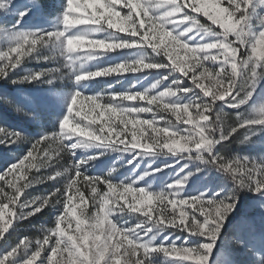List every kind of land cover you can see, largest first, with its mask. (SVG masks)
<instances>
[{"label":"clouds","instance_id":"obj_1","mask_svg":"<svg viewBox=\"0 0 264 264\" xmlns=\"http://www.w3.org/2000/svg\"><path fill=\"white\" fill-rule=\"evenodd\" d=\"M113 2L115 3V0ZM129 3L133 5L137 16L148 15L147 10L137 0H129ZM170 3L173 8L165 14L167 18L161 19L159 22H149L146 31H144V21L137 23L131 17H123L117 12L110 11V14L103 16V19L92 13L81 14L75 18L74 24L66 25L64 31L49 33L47 38L40 36L38 31L25 32L19 28L24 15L32 10L30 6L22 4L20 8L13 9L12 0H9L5 5H0V10L5 13V17H15L17 13H20V20H16L15 23L8 21L0 23V33L12 38L9 44L10 50L17 54L18 60L25 57H31L33 60L47 59L53 66L37 72V76L40 78H37L36 83L39 86H48L53 89V92L50 93L53 99H57L55 92L57 91L56 85L59 84V91H61L67 106L70 110L75 109L76 115L80 117L79 120L73 122L72 127L77 129L76 131L65 128L61 122L60 133L55 137H48L39 159L29 152L31 159L25 157L26 163L21 162V178L27 182L16 187L14 195L17 201L24 190L54 182L53 190L50 193H47V190V194L32 196L29 193L31 198H25L20 203L21 220H28L45 208L50 212H56L62 208L63 212L59 218L64 220V214L70 211L69 204L73 205L72 213H76L77 207L83 205L81 215H86L87 218L78 219L77 228L80 229L81 225L91 221L88 224V230L83 232V238L95 241L101 246L113 241L123 243L128 240L130 230L134 229L130 226L125 227L130 219L137 222L135 228L151 221L149 235L153 239H157L163 231L162 226L165 221L171 227H177L180 222H183L184 212L178 211L177 213L175 210L177 205L182 209L185 206L192 207L197 202L196 197L178 199L187 184L188 177L194 175L193 173L167 185V189H177L172 193L174 198L169 200L163 195L165 192L163 190L154 193L144 187H133L136 179L131 177L129 180L132 183H122L120 188H117L115 184H112V178L119 171L116 162L109 167L103 178L89 177L81 172V169L86 166L95 168L102 157L121 152V149L116 147L115 141L110 137L123 136L124 132L120 125L127 124L129 121H132L134 126L132 132L134 142L131 144V148L140 147L143 153L154 155L156 158L173 156L180 159H193L191 155H184V149L176 148L174 137L178 136V133L169 131V129L177 127L172 120H166L164 127H156L153 119L133 120V113L152 112L153 108L143 105L127 106L124 101L146 100L158 112H170L177 121L182 119L181 112L190 113V109L195 107L196 117H202L206 121V123L198 125L197 136L199 139H196L194 143L200 147L197 149L195 160L205 164L208 158L212 157L213 151H217L220 146H223L224 149L230 148L232 144L237 146L260 144L264 146V127L246 126L249 124L264 125V95L257 97V89L261 82H264V10L257 11L258 6L253 5L252 0H227V7L221 6L222 0H170ZM209 3L213 5L212 11H208L205 7ZM9 9L12 10L9 11ZM21 9H23L22 12ZM186 9L196 15L186 14ZM200 15L206 17L207 22H202ZM113 17L117 19L114 20ZM74 25H85V27L73 31ZM120 25L127 26L129 37L135 34L139 35L140 39L130 41V39L126 40L118 35V33L124 32V28ZM169 25L171 28L168 27ZM28 36L39 37V39L28 40ZM210 38H214L215 42L191 43V41ZM118 48L138 50L136 54L138 58L122 62L117 66L119 69L142 72L149 69H168L171 66L186 78L188 75V71L185 70L186 66L188 70L194 71L197 68H203L205 62H216L222 56L223 63L231 70L226 72L221 69L218 79H210L213 85L211 89L202 84H197L196 87L200 88L204 96H211L212 104L216 105V101L221 96L226 99L232 94L235 78L239 76L240 90L232 97L233 103L229 105V107L240 109L239 117H233L219 105L216 106L212 115H204L203 112L211 111L212 106L205 104L202 99L197 101L195 95L188 103H182L184 96L181 93H186L189 89L182 88L178 80H173L172 86L163 91H157L165 81L174 76L172 71L157 79L151 88L144 92L129 91L113 95L97 93L85 96L78 89L86 88V82L93 81L101 74L112 71L111 68L94 70L89 66L90 62L102 58L109 52H115ZM213 49L218 50L216 54L212 53ZM181 51L184 52V57L179 56ZM201 53L203 56L200 55ZM173 55L176 56L179 64L173 60ZM205 71L210 73V69ZM201 75L204 74L201 73ZM204 79H208V76L205 75ZM117 97H119V103H116ZM202 107L203 112L201 111ZM101 109L103 110V119H101L99 111ZM113 113L119 116L118 122L114 121ZM213 116L220 118L214 120ZM161 119L163 120L164 117ZM94 124L99 126L93 128ZM237 124L244 131L240 136L229 139L231 137L230 130H234ZM145 125L151 128L150 135L147 133ZM218 134L219 139H217ZM145 138L150 141L147 148H143L141 143ZM185 139L183 136L180 137V140ZM222 141H230V143H222ZM125 142V140H120L121 144ZM30 143L31 137L25 136L17 146L21 147ZM95 149L110 150V152L102 151L100 155L87 154L90 150ZM78 151L84 152L85 155L77 159ZM129 151L130 148L123 149V152ZM244 158L247 161L248 157ZM259 158L264 160V154H261ZM212 159L214 161L215 157ZM122 160L123 157H120V161ZM128 163L131 164L132 161H128ZM208 166L212 168V165ZM11 167L15 169L16 165H11ZM238 167L247 169V164ZM33 170L36 174H31ZM26 171L28 174H25ZM145 175H149V173ZM141 178L145 177L140 176L139 179ZM105 180L110 185L109 192L100 195V185L104 184ZM78 182L83 184L84 188L91 190L94 204L99 205L94 214H87L84 193L78 186ZM64 189L70 193L67 202L64 199ZM114 189L115 192H113ZM154 194H161V198L157 201H150L149 198ZM77 199L80 201V205L74 204ZM121 200L125 201L126 206L120 203ZM154 204H157L158 207L154 208ZM28 209H32V211H28ZM153 212H155V217ZM0 213L4 216L2 210ZM134 213H140L147 220H141V215H134ZM114 216H118L115 221L110 219ZM177 216L180 217L179 221ZM226 222V219L222 221L221 230ZM9 226L10 223H5L4 219H0V238ZM50 230L51 228L42 229L45 240L49 238ZM202 235L210 243L205 242L192 246V248H210L212 251L215 244V240L212 239V229ZM30 240L38 243L41 239ZM126 251L128 252L127 259L131 261V249ZM162 251L165 252V255L170 252L168 249H162ZM194 262L200 264V262ZM132 264H135V261H132Z\"/></svg>","mask_w":264,"mask_h":264},{"label":"rangeland","instance_id":"obj_2","mask_svg":"<svg viewBox=\"0 0 264 264\" xmlns=\"http://www.w3.org/2000/svg\"><path fill=\"white\" fill-rule=\"evenodd\" d=\"M117 3L116 10L121 12V15L126 14L129 11V8L125 6L123 0L119 3V0H115ZM139 3H143V0H138ZM162 2V0H158ZM65 0H42L43 11L34 10L28 16H26L23 21L20 23L19 27L22 30L26 31H39L41 29H51L56 23L58 14L63 11V5ZM85 4L96 3L99 5L101 0H84ZM227 7V0H222V5ZM188 9H186L187 11ZM260 10H264L261 8ZM92 13L93 15L107 16L110 14L108 10H103L98 13L93 9L89 8L87 12H76L74 17H79L81 14L87 15ZM116 20V17H113ZM134 19L137 21L144 19L145 20V29L147 30L148 21L143 15L137 16L134 13ZM202 22H207V18L203 15H200ZM8 21L9 23H15V17H0V23ZM75 21L73 22V24ZM124 28L123 33H118V35L124 37V39H130V41L139 40L140 36L132 34L128 36L127 26L120 25ZM85 27V25H74L72 27L73 31H77L80 28ZM171 28V25L168 26ZM114 31V30H113ZM191 35V34H190ZM187 39V38H185ZM215 42L214 38L207 40H196L191 41L192 44L197 43H210ZM111 43V41H109ZM3 45V40L0 39V46ZM39 47V45H37ZM3 50H7L6 47ZM151 51V50H149ZM215 51V50H213ZM138 52L137 49L129 48H118L115 52H109L105 54L102 58L93 60L90 62V67L94 70L98 69H109L111 68V73L101 74L96 77L95 80L86 82L87 87L80 89L86 95H96L101 93L103 95H113L120 94L125 92H144L147 89L151 88V85L156 82L157 79L162 78L164 75H167L169 70L167 68L161 69H149L142 72H130L119 69L117 66L125 61H130L137 59L136 55ZM35 55V53H33ZM184 52L179 53L180 57H184ZM13 59H15V54H13ZM167 63V59L165 58ZM4 61H0V66H3ZM53 65L50 62H40L38 60H33L31 57H25L22 62L21 67H18L14 71L9 69L11 76L8 80H0V96L7 97L18 105L23 112L29 113V115H24L22 112H17L15 108L9 107L6 104L0 102V126H4L8 129H12L18 132H23L31 139H37L41 137L42 132H53L58 128L61 118L66 115L67 103L62 97L60 85H56L57 91L55 95L57 99H53L50 93L53 92V89H50L48 86H39L37 83H25V84H12L9 82L11 79H23L28 76L30 72H39L42 70H47ZM211 67L219 68V64H213ZM186 70H188L186 66ZM201 69H195V72L189 70L188 77H191L193 74L199 75ZM184 77L181 73L177 72L176 75L170 77L163 85L160 86L157 91H163L165 88L172 86L173 80L182 79L185 82V85L192 86L191 80ZM202 84L211 89L213 87L210 79L201 78ZM183 87V86H182ZM198 94L196 96L197 101L203 96V92L200 89H197ZM151 94V93H150ZM235 93H233L234 95ZM184 96L182 103H188L191 99V95H186L181 93ZM264 95V82H261L257 89V97ZM205 99H210V97H204ZM226 99H231V96H228ZM166 102V100H165ZM116 103H119V97H117ZM220 107H223L224 110L230 113L233 117L236 115L237 110H234L230 107L223 105V102H218ZM124 104L127 106H145L152 107V112L144 113H133V120H148L153 119L155 121L156 127H164L166 120H172L177 127L186 128L185 129V140H180V135L174 137V140L181 141V147H176L177 149H184V155H191L192 160L180 159L179 157L169 156L168 158H156L154 155H148L143 153L142 148H131V144L134 142L132 137V132L134 126L132 121H129L127 124L120 125L121 130L124 132V135L121 137L111 136L110 139L115 141L116 147L121 149V152L111 153L106 157H102L101 160L97 163L95 168L86 166L81 169L82 173L86 174L89 177L99 176L103 178L110 166L116 162V166L119 168V171L112 178V182L119 184L121 182L128 183L129 177L139 180L140 176L145 178L140 181L136 187H144L146 190L158 193L160 191H166L167 185L172 184L177 179V174L180 176L188 175L189 173H196L192 175L184 188L183 197L192 198L200 196L201 193H206L208 198H212V195L223 189L224 194H231L235 185L230 179H228L224 174L216 171L213 168H210L208 165L195 160L197 152L191 153L192 151H197L195 148L194 141L199 139L197 136L198 125L204 124V121L201 118L196 117V109L193 107L190 109V113L181 112L182 119L180 121L176 120V117L173 116L170 112L160 111L149 105L147 101H124ZM101 113V119H103V110H99ZM203 112V111H202ZM206 112H203L204 115ZM33 114L36 119H33ZM75 115V112H74ZM114 121H119V116L112 114ZM161 117H164L162 120ZM77 120L80 119L79 116L76 117ZM87 123V121H85ZM98 124H94L92 127H98ZM147 133L151 134V128L147 125L144 126ZM244 130L242 129L241 132ZM188 133H191L190 135ZM107 135V133H105ZM259 139V138H258ZM120 140H125L126 142L121 144ZM143 148H147L150 141L145 138L141 141ZM186 145L187 147H184ZM130 148L129 152H123L124 148ZM235 154L233 156L240 157H251L258 159L261 154H264V146L257 144L256 146L245 145V146H236ZM44 145L41 146L39 155H42ZM30 150V144L23 145L18 147L16 145L5 147L0 145V174L7 170V167H10L12 164L18 162V157L26 154ZM103 149L90 150L88 155H100ZM39 155L37 158L39 159ZM85 155L84 152H77V159L82 158ZM120 157H123V160L120 161ZM128 161H132L131 164ZM122 165V166H121ZM160 169V171H157ZM183 169V172H181ZM44 170L42 169V172ZM149 173V175H145ZM25 174H28L27 171ZM31 174H36L33 170ZM21 171H16L11 175L5 177L6 180L11 181L16 187L21 186L27 181L21 178ZM30 178V176H29ZM54 182H50L47 185L36 186L34 188H29L24 190L23 194L20 195L19 201L16 204H8V207L4 209V216L0 213V219H4L5 223H10L8 231L5 233V236L11 235V239L7 244H0V255L6 253L10 245L15 244L17 239H23L28 237L29 239L43 238L42 229L46 230L55 226V218L62 214L63 209L60 208L56 212H50L49 209L45 208L42 212L37 213L35 216L30 217L28 220H18V211H19V202H23L25 198H31L29 193L32 196L39 194H47L53 190ZM78 185H81L78 182ZM151 186V187H149ZM0 187H4L5 192L8 195L13 194V188L4 184L3 181H0ZM82 188L84 186L82 184ZM100 188L103 190L104 185H101ZM87 189V188H86ZM47 190V193H46ZM88 196L85 198L86 201V212L87 214H94L95 207L91 199V190L88 189ZM239 203L236 207V210L227 218V222L223 225L222 228V237L223 239L215 242L213 245V250L211 252H206V258L204 264H217V258L230 259V264H264V196H260L253 191H241L238 193ZM2 199V197H0ZM7 203V201H4ZM120 203L125 205V201L121 200ZM75 205H80V201L77 199L74 201ZM111 206V205H110ZM83 205L77 207L76 216L70 217L68 221L65 222L63 227L69 235H79L74 231L77 224V219H86V215H81ZM153 207H158L157 204H154ZM171 209V206H169ZM177 213L179 211V206L175 210ZM191 211V209H189ZM15 213V215H13ZM134 215H141L140 213H134ZM155 217V212H153ZM114 221L118 219V216L110 217ZM141 220H147V218L141 215ZM242 222H246L243 227L242 232L238 231ZM91 221H88L85 225L82 226L83 230H88V224ZM136 221L129 220V223L125 227H136ZM19 225L17 231L14 232L16 226ZM152 222L149 221L144 226L151 228ZM155 231V229H153ZM178 230L173 229L167 233H160L157 238V244L160 241L170 238L172 241H176L179 245L181 242L187 239V233L176 232ZM173 232L175 234L173 235ZM67 237H65L66 239ZM55 239V237L53 238ZM234 239H240L244 242L243 247H237L231 243ZM227 240L229 243L225 244L224 241ZM208 242L204 237L192 239V246L200 245L202 243ZM2 243V242H0ZM92 242L89 241V247L91 248ZM49 247V246H46ZM123 249H121V254L114 256L113 260L119 259L121 264H124V258L122 256ZM203 254V253H202ZM46 255H50L48 252H42L41 256L37 258V261L34 264H40V261L44 259ZM171 258V257H170ZM68 259L66 252L57 253L55 261L53 264H65V261ZM107 259V257H106ZM174 259V258H173ZM103 264V262H102ZM153 264H171V260L165 258L163 255H156L153 257ZM186 264H195L194 261H187Z\"/></svg>","mask_w":264,"mask_h":264},{"label":"snow or ice","instance_id":"obj_3","mask_svg":"<svg viewBox=\"0 0 264 264\" xmlns=\"http://www.w3.org/2000/svg\"><path fill=\"white\" fill-rule=\"evenodd\" d=\"M9 2V0H0V5H5ZM121 0H119V3ZM138 2V0H137ZM123 3L125 6L129 8V11L121 15L120 11L116 10L117 3L113 2V0H101V3L97 5L96 3H90L85 4L84 0H65V3L63 5V11L58 14L56 23L51 29H41L39 30L40 36H43L44 38L48 37V34L51 32H57V31H64L65 26H71L75 20L76 17H74V14L76 12H84L85 10H88L89 8L93 9L94 11L100 13L103 10L114 11L119 13L123 17H131L134 19V10L133 5L129 3V0H123ZM139 3V2H138ZM253 5L258 6L257 11H259L261 8H264V0H252ZM27 5L31 7V11L27 12L24 15V18L28 16L32 11L39 10L43 11V4L42 0H12V8H20L21 5ZM143 6L144 9L147 10L148 15L144 16L148 23L149 22H159L161 19L167 18L165 16L166 13L170 12L173 8V5L170 3V0H162V2H158V0H143V3H139ZM206 9L208 11L213 10V5L211 3L205 5ZM12 9H9L11 11ZM23 9H21V12ZM186 14L195 16V13H191L190 10H185ZM0 17H5V13L0 10ZM16 20H20V13H17L15 16ZM23 18V19H24ZM199 18V17H198ZM136 20V19H135ZM23 21V20H22ZM21 21V22H22ZM137 21V20H136ZM140 21H144V19H141L137 21L139 23ZM20 28V27H19ZM25 32H29L24 30ZM31 32H37V31H31ZM0 39L3 40V45L0 46V61H4L3 66H0V80H8V78L11 76L9 69L15 70L18 67H21L22 62L24 61L23 58H20L18 60L17 54L13 53L10 50L9 44L11 41V36L5 35L4 33H0ZM28 40H37L39 37H32L28 36ZM6 47V51L3 50V48ZM215 50V51H213ZM212 53L216 54L218 50L213 49ZM13 54H15V59H13ZM203 56V53L200 54ZM173 60L176 61L179 64V61H177L176 56L173 55ZM40 62H49L47 59H40L38 60ZM213 64H219V68L211 67ZM201 71L199 75L193 74L191 77H187L191 80L192 86L185 85L184 80L178 79L180 82V85L182 88L189 89L188 92L184 93L186 95H195L201 94L197 91V89H200L196 87L197 84H202L201 78H204L205 75L208 76V79H218V74L220 73V70L223 69L224 71H230L231 69L226 66L223 63V57L221 56L220 59L216 62L209 63L205 62L203 65V68H200ZM210 69V73L205 71ZM169 71H172L174 75H176L177 72L180 73V71H176L169 66ZM186 70V69H185ZM43 71V70H42ZM189 71V70H187ZM193 71V70H191ZM195 72V70L193 71ZM203 73L204 75H201ZM196 77V79H194ZM37 78H40L37 76V72H30L28 76L24 77L23 79H11L9 80L10 83L16 85V84H25V83H36ZM203 85V84H202ZM241 81L239 76L235 78L234 82V90L232 91L231 99H225L223 96L220 97L219 100L216 101V105L212 104V97L211 96H201L202 101L212 106V110L209 112H206V115H212V112L215 111L217 105H221L222 103L218 104V102H223V105L226 107H229L232 101V97L236 95L237 92L240 90ZM80 90V89H78ZM81 91V90H80ZM233 93H235L233 95ZM84 94V93H83ZM87 96L86 94H84ZM204 97H210V99H205ZM0 102L3 104H6L9 107L15 108L17 112H22L24 115H29L27 112H23V110L16 105L13 101L8 99L7 97L0 96ZM234 110H237V113L235 116L239 117L240 115V109L236 107H230ZM201 111H203V107L201 108ZM75 109L70 110L69 107L66 109V115L61 118L58 128L54 130L53 132H42L41 137L37 139H31L30 143V150L26 152V154L18 157V162L12 164L16 165V168L13 169L11 166L7 167V170L0 174V181H3L5 185L13 188V194L8 195L4 187H0V210L3 211L8 207V204H16L18 201L15 198V191L16 186L11 182L5 179L6 176L13 174L16 171H21L22 164L21 162H25V157L29 156V152L32 153V156H37L40 153L41 146L45 144L48 137L52 136L55 137L57 134L61 131V122H63V125L67 129H71L73 131H76L77 129H74L73 122L76 119L77 115L75 112ZM220 117L213 116V119H218ZM33 119H36V117L33 114ZM247 127H254V128H261L264 127V125L260 124H249L246 125ZM185 129L182 127H175L169 129L170 132H177L178 135L183 136L185 135ZM240 125L237 124L234 127V130L231 131V137L229 139L234 138L236 136L241 135ZM189 135L191 133H188ZM27 136L23 132H18L12 129H8L4 126H0V145H3L5 147L18 145L22 138ZM43 138V139H42ZM219 134L217 135V139H219ZM228 141H222V143H227ZM176 147H181V141L176 140L175 141ZM184 147H187L184 145ZM200 146L195 144V148L198 149ZM202 150V149H201ZM197 151H192L191 153H195ZM207 155V154H205ZM212 157H215V160L213 161ZM212 157H209L207 160V163L205 165H212V168L216 171L224 174L228 179L232 181V183L235 185L233 191L231 194H224L223 189L220 191L215 192L212 195V198H208V195L206 193H201L200 196H197V202L192 206L188 207L185 206L182 209L179 205V211L184 212V220L183 222H180L177 227H171L168 226V222L165 221V224L162 226L163 231L161 233H167L172 231L173 229L178 230L176 232L180 233H187V239L181 242L179 245L176 243V241H172L170 238L165 239L163 241H160L159 244H157V239H153L149 235V228L141 225L138 228L131 229L129 232V239L123 241V243H118L116 241H113L109 244H104L101 246V244L91 241L92 246L89 247V241L83 238V230L82 226L80 229L76 228L74 229L75 232L80 233L79 235H69L63 225L66 221L70 219V217L76 216V213L71 212V208L73 207L72 204H69V213H65V219L61 220L58 215L55 218V226L51 228V230L48 233V239L45 240L42 238L40 242H33L29 238L24 237L23 239H17L15 244L10 245L8 251L2 255H0V264H34L35 261H37V258L41 256L42 252H48L50 255H46L44 259L40 261V264H53L55 261V257L57 256L58 252H66L68 255V259L65 261V264H121V261L119 259L113 260L114 256H118L121 254V249H123L122 256L124 258V264H132V261H135V264H153V257L156 255H163L165 258L171 260V264H186L187 261H197L200 262V264H204V260L206 258V252L211 251V249H204L201 247H197L196 249L192 248V239L195 238H201L203 237V234H207L209 229H212V239L215 240V242L223 239L222 237V230L221 225L223 220H227V218L236 210V207L239 203V195L238 193L241 191H253L256 194L260 196H264V160H261L260 158L254 159L251 157L247 158V161H245L244 157L240 156H227L223 153L213 151ZM247 164V169L238 167L239 165ZM255 165V166H254ZM250 170V171H249ZM82 172V171H81ZM181 172H183V169H181ZM194 175L196 173H193ZM74 175V174H73ZM86 175V174H85ZM188 177V175L180 176L177 174L176 180H181L182 178ZM190 177L187 179V183L189 181ZM143 180V178L139 180H135L133 183V187H136L140 183V181ZM127 184L124 182H121L119 184H116L112 182V184H115L117 188H120L121 184ZM128 183H132L130 180ZM105 186V188L102 190L100 188V195H103L104 193L109 192L110 185L107 180H105V183L102 184ZM187 185V184H186ZM101 186V185H100ZM122 190V189H120ZM177 189H168L166 190L163 195L167 197V199L172 200L174 197L172 195L173 192H175ZM65 193L64 199L65 202L68 201L70 193L67 189L63 190ZM184 191V190H183ZM115 192V189L113 190ZM161 198V194H154L152 197H150V201H157ZM91 199H92V193H91ZM99 199V197H97ZM178 199H185L182 194L178 197ZM7 201L5 203L4 201ZM93 201V200H92ZM22 202H19V205ZM95 210L99 207V205L94 204ZM191 209V211H189ZM28 211H32V209H28ZM18 220H21L20 212L18 211ZM79 219V218H78ZM77 219V220H78ZM177 220H180V217L177 216ZM57 224H59V227H57ZM147 224V223H146ZM246 222H242L240 225V228L238 231L242 232L244 225ZM19 228V225L16 226V229H14V232L17 231ZM8 231V229H7ZM3 232L2 238H0V244H7L8 241L11 239V235L5 236V233ZM175 232H173V235ZM55 237V239H53ZM65 237H67L65 239ZM210 243V242H206ZM225 244L229 243L227 240L224 241ZM232 244H234L237 247H243L244 242L240 239H234L231 241ZM49 246V247H46ZM127 249H131V255L132 260H128V252ZM162 249H168L170 250L169 254L165 255V252L162 251ZM203 253V254H202ZM107 257V259H106ZM171 257V258H170ZM174 258V259H173ZM217 264H230V259L225 258H217Z\"/></svg>","mask_w":264,"mask_h":264},{"label":"trees","instance_id":"obj_4","mask_svg":"<svg viewBox=\"0 0 264 264\" xmlns=\"http://www.w3.org/2000/svg\"><path fill=\"white\" fill-rule=\"evenodd\" d=\"M228 143H230V141ZM217 152L226 154L227 156L231 157V156H233L235 154L234 153L235 152V148L233 147V144L231 145L230 148H226V149H224L223 146H220V147H218ZM78 186L81 188V190L84 193V197L86 198L88 196V193H89L88 189H86V188L83 189L82 188V184L78 185Z\"/></svg>","mask_w":264,"mask_h":264}]
</instances>
